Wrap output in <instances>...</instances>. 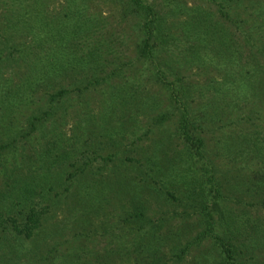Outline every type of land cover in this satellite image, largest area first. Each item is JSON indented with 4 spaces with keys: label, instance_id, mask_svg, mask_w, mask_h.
Listing matches in <instances>:
<instances>
[{
    "label": "trees",
    "instance_id": "1",
    "mask_svg": "<svg viewBox=\"0 0 264 264\" xmlns=\"http://www.w3.org/2000/svg\"><path fill=\"white\" fill-rule=\"evenodd\" d=\"M91 1L0 0V246L8 247L1 261L19 264L17 249L24 240L37 241L32 244L37 251L39 229L62 195L55 189L70 194L72 184L89 170L87 149L92 146V155L107 148L116 151L112 155L118 160L115 172L120 180L141 182L151 194L193 209L200 229L194 248L206 250L209 240L216 249L214 260L198 256V264H264L259 260L264 251V120L258 117L264 112V0H211L217 5V19L192 10L177 22L184 25L178 32L173 30L177 24H167L166 10L155 0H114L116 22L125 29L122 35L134 40L132 56L125 54L129 45L120 33L110 30V16L92 13ZM236 33L241 41L234 39ZM191 67L205 75L206 85L199 92L191 82L184 84L181 75ZM119 78L120 83L110 85V101L125 118L128 111L138 117L153 114L152 128L125 148L126 133L109 125L110 115L105 127L95 121L90 130L76 126L70 137L62 131L49 134L47 122L53 121L59 104L62 111L68 109L71 94L81 96ZM152 81L163 92L152 93ZM205 91L207 98L193 109L195 92ZM242 105L246 116L238 114ZM24 111V120H19ZM169 122L174 128L166 135ZM151 130L165 143L169 135L170 144L177 141L171 154L162 153L165 161L157 154L163 151L160 145L150 152L141 144ZM85 138H92L91 144ZM18 157L22 161L16 163ZM219 157L235 163L238 176H227ZM165 163L172 170L169 177ZM102 182L98 194L86 190L83 195H98L99 202L107 199L108 181ZM130 192L121 220L140 221L132 249L136 255L145 254L142 264H169L164 258L170 254L171 260H182L194 242L163 249L164 223L145 230L151 223L147 203L140 192ZM231 198L248 201L249 206L231 204ZM30 258L35 260L32 254Z\"/></svg>",
    "mask_w": 264,
    "mask_h": 264
},
{
    "label": "rangeland",
    "instance_id": "2",
    "mask_svg": "<svg viewBox=\"0 0 264 264\" xmlns=\"http://www.w3.org/2000/svg\"><path fill=\"white\" fill-rule=\"evenodd\" d=\"M155 2L166 10L169 19L167 24L170 27L172 26L171 28L175 27L176 24L178 25L176 27L177 29L173 28L176 32H178V29L180 28L183 29L184 26H180L177 22L186 20L188 16L187 13L189 12L190 14L192 10L200 12L203 15H208L209 17L212 15L214 19H217L215 13L217 5L214 2H211V0H155ZM57 4L59 3L55 2L54 6ZM88 7H91L92 13L102 11L103 15L110 16L108 17V24H111L112 26L110 30L120 33L124 39L125 46H127V44L129 45L125 54L132 56V45L134 40L129 42V40H125L126 36L122 35V30L125 31V29L121 28L124 25L118 26L116 22L118 18L115 16L116 9L114 0H92ZM218 20L221 21L222 19L220 18ZM230 28L232 27L230 26ZM234 39L241 41L242 35L236 33ZM160 58H164V56L161 55ZM199 69L201 68L191 67L181 73L182 76L184 75L186 77V79H184V84L190 86L193 84L196 91L206 85L205 75L203 74V71H199ZM122 80L123 79L119 78L116 82H109L108 84L100 85L97 88L83 92L81 96L71 94L72 97L68 98L69 103L71 104L68 109L62 111L63 106H60L59 104L57 115L53 118L51 123L47 122L50 131L49 134L62 131L64 135L70 137L72 136V130H75L74 128H76V126L81 125L82 129L90 130L91 128H95L92 127L95 121L102 122L101 126L105 127V122L110 115L112 119L109 120V125L111 127L117 125L119 127L118 130L121 129L122 131H125L126 138L122 142V147H127L131 139L141 135L146 128L150 126L153 114H146L145 116L141 115L138 117L134 111H128V117L125 118L124 115L120 113L116 103L114 104V102L110 101L111 97L109 94V88L111 84L120 83ZM148 86L151 87L152 93H161L162 91H160V86L154 81L148 82ZM260 94L264 99V86L262 87ZM193 98L195 99V103L192 104V107L197 110L198 106L207 98L206 91L205 95H199L195 92ZM151 100L152 99H149L148 101L151 102ZM263 109L264 105H262V111ZM237 111H239V116L247 115V109L243 105L241 108H237ZM26 114L27 111H24L23 114L18 116V119L21 118L24 120ZM258 117L259 119L264 120V112L259 114ZM120 122L124 123V127H121ZM164 127L167 129L165 134L168 135L174 128V125L169 122ZM150 128L152 127L150 126ZM38 135L39 134H36V136ZM207 135L210 136L211 134ZM169 139L170 135L165 143L164 140L160 138V134H155V132L151 130V133L147 135L146 138L142 139L141 144L144 147L146 146L147 150L150 152L155 151L154 146L156 144L160 145L159 147L162 148L161 150L163 151H158L157 154H159L165 161L162 153L165 150L168 154H171V147H174V144L177 143L176 140H173V144H170ZM85 140L87 141V144H91L89 141H92V138H85ZM207 145L210 149L215 148L212 144ZM91 147L92 146H88L87 149V154L91 158V160L88 161L90 172L87 169L84 175L78 177V179L72 184V191L70 194L67 192L64 193L62 187H57L55 189V192L59 191L62 195L57 197L60 201L57 202L56 199V203H54L52 208L46 214L45 220L39 229L38 237L36 236L35 238L36 240H39L41 244L37 251H35L36 248H33L32 244H36L37 241L32 242L24 240L17 249L19 250V264H142V260L147 259L145 254L143 253L141 256L136 255L132 249V240L136 239L133 237L136 232L134 229L140 224V221L122 222L121 220V213L129 207L127 199L133 194L130 190L140 192L144 201L147 203L146 206L152 224H145V230H150L152 225H157V222L164 223L163 228H161V232L164 233L166 237V243H164L163 249L166 250L165 245H167V248L171 246L180 248L185 246L188 242H194L196 233H198L200 229L196 225V217L193 213V209H185V207H183L184 204L168 200L165 195L163 196L157 193L151 194L148 190L142 188L143 183L141 182L130 183L126 180H120L117 172H115V170H117L116 167L118 166V160L117 157L115 158V156L112 155L116 151L107 148L104 151H98L96 154L92 155ZM108 155L111 156L110 159H107ZM212 156L213 154L211 153V157ZM82 157L79 161L80 164L86 162L85 158ZM92 157L94 159H92ZM20 160L21 158L18 157L16 163L20 162ZM217 162L220 165L221 170L224 171L227 176L231 175L233 178L238 176L234 167L235 163L229 162L222 157H219ZM163 166L166 169L165 175L169 177L172 174V170L167 167L166 163ZM24 169L25 168L21 170V174L25 171ZM239 174L242 176V171H240ZM54 175L55 174H52V176ZM55 178L56 177H54V179ZM222 178L231 180L225 177ZM3 179V174L0 172V186L3 184ZM104 180L108 181L106 183L108 184L107 192L109 194L107 199H103V201L99 202L100 198H97L98 195L93 197L83 195L82 192L85 193L86 190L91 191L90 195L98 194L100 188L104 187L101 186L103 183L102 181ZM236 199L231 198L229 201H232L230 202L231 204H237V201L239 202L240 200L239 198ZM88 200H91L94 205L90 206ZM247 202L244 201L239 203H242L247 207L249 206ZM86 208H89V210L86 214H83ZM250 209L252 210L253 208ZM260 213L262 215L264 214V212ZM77 232L79 235H76ZM7 236L10 240L13 237L12 233H8ZM208 241L209 240H206L204 243L206 250H203V247L200 248V246L194 248V242V244L189 245L190 249L182 260L179 261L176 258L171 260L170 257L172 254L167 255L164 260L166 261V258H168L167 260L169 264H198L196 262L198 256L202 259L204 255L206 257L209 255L208 259L213 258L214 260L216 249H213L210 241ZM5 246H7V243L0 246V264H4L1 260L5 258L4 255L7 252L8 247L5 248ZM31 249H33V252L30 251ZM162 252L164 253V250H162ZM31 254L35 260H31ZM47 256H50V258L56 256L60 257V259L51 262L46 259ZM259 260L261 262L264 261V251H260ZM199 264L203 263L200 262Z\"/></svg>",
    "mask_w": 264,
    "mask_h": 264
}]
</instances>
